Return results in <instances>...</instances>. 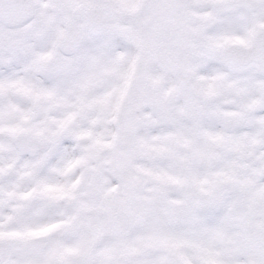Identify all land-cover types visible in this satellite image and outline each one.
Listing matches in <instances>:
<instances>
[{"label":"snow or ice","instance_id":"1","mask_svg":"<svg viewBox=\"0 0 264 264\" xmlns=\"http://www.w3.org/2000/svg\"><path fill=\"white\" fill-rule=\"evenodd\" d=\"M0 264H264V0H0Z\"/></svg>","mask_w":264,"mask_h":264}]
</instances>
